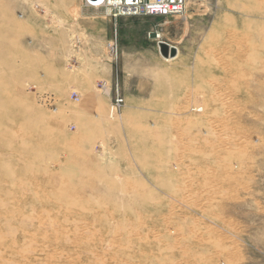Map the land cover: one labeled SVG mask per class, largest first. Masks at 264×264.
<instances>
[{
  "label": "rangeland",
  "instance_id": "1",
  "mask_svg": "<svg viewBox=\"0 0 264 264\" xmlns=\"http://www.w3.org/2000/svg\"><path fill=\"white\" fill-rule=\"evenodd\" d=\"M183 12L0 0V180L70 264H264V0Z\"/></svg>",
  "mask_w": 264,
  "mask_h": 264
},
{
  "label": "bare ground",
  "instance_id": "2",
  "mask_svg": "<svg viewBox=\"0 0 264 264\" xmlns=\"http://www.w3.org/2000/svg\"><path fill=\"white\" fill-rule=\"evenodd\" d=\"M105 1L85 0V3L89 8L104 11L107 9ZM184 6L186 10V0ZM181 17L183 15L178 18ZM12 54V51L6 50L7 64L14 68L21 67L20 63L12 61ZM111 107L117 110L115 106ZM9 185L0 180V264H70V261L65 260L80 248V244L85 243V221L75 223L74 228L58 227L56 241L55 236L48 235V226L56 225V222L36 221V213L42 207L24 202L23 195Z\"/></svg>",
  "mask_w": 264,
  "mask_h": 264
},
{
  "label": "built area",
  "instance_id": "3",
  "mask_svg": "<svg viewBox=\"0 0 264 264\" xmlns=\"http://www.w3.org/2000/svg\"><path fill=\"white\" fill-rule=\"evenodd\" d=\"M105 3V8H110L117 16L124 17H180L185 7L184 0H106ZM110 49L111 54H115V47L111 46ZM117 100H121L118 94L115 96L116 103ZM117 105L120 106L118 103Z\"/></svg>",
  "mask_w": 264,
  "mask_h": 264
},
{
  "label": "water",
  "instance_id": "4",
  "mask_svg": "<svg viewBox=\"0 0 264 264\" xmlns=\"http://www.w3.org/2000/svg\"><path fill=\"white\" fill-rule=\"evenodd\" d=\"M158 49L164 59H173L177 56V49L164 42H159Z\"/></svg>",
  "mask_w": 264,
  "mask_h": 264
},
{
  "label": "crops",
  "instance_id": "5",
  "mask_svg": "<svg viewBox=\"0 0 264 264\" xmlns=\"http://www.w3.org/2000/svg\"><path fill=\"white\" fill-rule=\"evenodd\" d=\"M127 19H129V18H124L123 20H122V18L121 19H119L118 20V24L119 25H122V23L124 22V21H126ZM123 37H124V35H120V39H122L123 40V42H124V39H123ZM127 38V40L129 41V43H131L132 42V39L130 38V37H126ZM127 49V48H125L124 46H122V49ZM129 49H130V47H129ZM125 51V50H124ZM121 52H123V51H121ZM174 59V58H173ZM173 59H171V60H173ZM170 60V59H169Z\"/></svg>",
  "mask_w": 264,
  "mask_h": 264
}]
</instances>
